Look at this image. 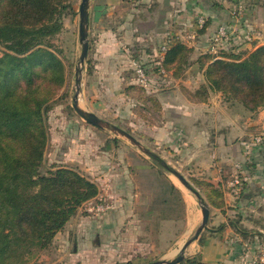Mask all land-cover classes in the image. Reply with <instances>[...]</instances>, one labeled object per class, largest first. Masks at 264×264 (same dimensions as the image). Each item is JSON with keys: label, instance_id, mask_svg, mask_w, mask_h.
I'll return each mask as SVG.
<instances>
[{"label": "rangeland", "instance_id": "1", "mask_svg": "<svg viewBox=\"0 0 264 264\" xmlns=\"http://www.w3.org/2000/svg\"><path fill=\"white\" fill-rule=\"evenodd\" d=\"M47 1L54 5L55 10L46 22L49 31L43 44L34 49L38 51V56L34 60L33 73L17 72L14 81L25 85L31 78H39L44 84L47 76L52 80L54 95L43 107L49 140L41 173L46 175L60 168L73 170L95 183L99 193L78 208L76 215L56 236L52 246L30 264H102L106 259L103 253L99 254V250L105 248L120 252L126 234L133 233L135 236L141 228L146 230L149 227L150 217L146 216L147 211L143 206L149 200L147 193L151 178L144 175L145 187L136 188L140 170H156L160 176L171 178L184 190L185 198L182 200L185 204H189L190 200L197 206L201 204L195 194L183 187L164 167L166 164L182 173L199 191L193 182L195 178L192 173L185 171L187 166L175 163V160L182 159L183 148L180 145L183 135H179L173 144L167 139H159L157 134L159 129H165L171 135L175 115L190 116L183 113L186 109L182 111L171 106L189 102L204 104L213 116L223 108L231 112L227 115L238 118L244 124L250 119L251 122L258 120L260 113H264L263 107L252 113L240 103L226 99L222 93L209 90L202 66L207 60H214V57L234 59L238 54L248 56L250 51L245 46L254 42L243 32H263L257 23L261 18L264 19V0H207L211 6H218L216 10L224 11L222 25L232 27L228 38L219 41L220 51L216 55L212 53L216 35L211 41L203 40L207 29L215 21L203 8L205 0H155L157 3L153 7L161 5L155 12L165 37L159 41L155 38L153 48L145 46L137 38L127 36V29L132 31L136 12L128 20L127 17H117L107 26L115 33L112 40L100 37L99 30H96L100 26L93 21L89 27V55L83 65L80 64L82 45L79 36L82 0ZM139 1L124 0L128 8H138ZM202 18L204 23L201 24L199 20ZM105 23L103 21L101 30L105 28ZM133 28L139 30L141 26L135 22ZM177 44H183L191 51L180 54V64L166 66V54ZM7 48L0 42V58L6 54L15 56ZM138 69H143L146 81L142 82ZM77 71L81 78L80 84L75 81L78 78ZM39 91L40 96L44 97L47 89L43 86ZM76 94L79 108L129 132L152 155L143 152L126 137L86 122L73 108ZM225 117L228 120V116ZM257 138H261L262 143H257ZM234 145L236 149L241 147V158L237 162L239 170L243 166H255V173H264V124L249 126L243 138L239 137ZM244 183L245 180L235 191L227 187L219 189L223 195L229 193L237 201L246 187ZM200 194L204 202L210 204L207 197ZM200 224L201 221L182 240L172 242L169 249L150 246L130 264L174 260L184 243L194 237ZM90 245L93 247L90 251L97 254L94 257H90ZM196 252L191 245L185 252L187 261L181 264H191L196 257L190 258Z\"/></svg>", "mask_w": 264, "mask_h": 264}, {"label": "trees", "instance_id": "2", "mask_svg": "<svg viewBox=\"0 0 264 264\" xmlns=\"http://www.w3.org/2000/svg\"><path fill=\"white\" fill-rule=\"evenodd\" d=\"M53 10L47 0H0V42L15 54L0 58V264H30L52 246L78 208L99 193L95 183L73 170L41 173L49 140L43 107L54 95L52 80L14 81L17 72L33 73L34 49L48 34L46 22ZM190 51L175 45L166 54V66L180 64V54ZM244 57H214L202 66L209 90L254 113L264 108V46ZM43 86L44 97L39 91ZM193 182L210 205L224 207L219 188Z\"/></svg>", "mask_w": 264, "mask_h": 264}, {"label": "crops", "instance_id": "3", "mask_svg": "<svg viewBox=\"0 0 264 264\" xmlns=\"http://www.w3.org/2000/svg\"><path fill=\"white\" fill-rule=\"evenodd\" d=\"M125 2L124 0H92L90 25L94 21V24L100 26L96 29L99 30V36L112 40L115 33L107 26H110L117 17L123 19L127 17L128 20L131 14L136 12L135 22L141 26V29H134L135 22L133 21L132 31L128 28L127 36L137 38L145 46L153 48L155 38L159 41L161 37H165L159 17H156L155 12V9L161 8V5L153 7L157 1L140 0L138 8H128ZM205 3L203 8L215 21L214 25L207 29L203 40L211 41L224 24L225 14L224 11L214 9L207 0ZM227 17L229 19V16ZM103 21H106L104 27L107 29L101 30ZM256 23L255 25L262 27L263 32L250 34L251 32L242 31L255 44L245 46V49H249V53L264 45V19L261 18ZM171 107L182 109V111L186 109L183 113L190 114L188 117L182 114L175 115L172 119L171 135H168L165 129H159L157 133L159 139L164 141L167 139L173 144L177 142L176 138L179 135H183L182 145H180L183 148L182 159L175 160V163L183 167L187 166L185 171L192 173V177L196 180L211 183L217 188L226 189V182L236 177L241 180L244 178V186H246L237 201L233 195L226 193L224 194V207L216 208L209 204L211 215L208 227L201 233L197 244H192V249L197 252L191 256L190 259L196 257L191 264H241L246 257L264 252V173H255L257 172L255 166H243L239 170L237 162H239L238 158H241V147L236 149L234 145L239 137L243 138L249 126L264 124L263 111L258 120L251 122L250 119L244 124L238 118L227 115L231 112L223 108L213 116L204 104L189 102V104L181 103ZM208 112L210 113L207 114ZM225 116H228V120ZM177 129L179 133L176 136ZM249 131L252 130L249 129ZM259 161L262 162L261 159ZM144 175L151 178L150 189L147 193L149 200L143 206V209L147 211L146 216L150 217L149 227L146 230L141 228L135 236L133 233L126 234L120 252L105 248L99 250V254L103 253L106 259L102 264H130L133 259L137 260L140 255L144 254L146 248L150 246L169 249L172 242L188 236L202 220L201 207L193 204L191 200L189 204H185L182 200L185 198L184 190L171 178L160 176L156 170H140L137 175L136 188L145 187ZM91 248L93 249L90 245V253H92ZM95 251L97 252V248ZM96 255L92 253L90 257ZM185 261H187V256Z\"/></svg>", "mask_w": 264, "mask_h": 264}, {"label": "water", "instance_id": "4", "mask_svg": "<svg viewBox=\"0 0 264 264\" xmlns=\"http://www.w3.org/2000/svg\"><path fill=\"white\" fill-rule=\"evenodd\" d=\"M91 2L92 0H82L80 4V25H79V36H80V43L82 45V51H81V56H80V64L83 65L89 55V27H90V7H91ZM78 78L75 80L78 84H80L81 78L79 75V71H77ZM79 103H78V94L75 95L74 98V106L73 108L75 111L89 124H92L95 127L101 128V129H108L111 130L112 132L119 134L121 136L126 137L128 140H130L135 146L143 150L148 155H152V153L149 150L144 149L142 144L129 132L125 131L124 129L110 125L108 122L103 121L100 119L96 114L92 112H88L83 110L82 108H79ZM155 157V155H154ZM157 157H155L156 159ZM164 167L170 171L183 185V187H186L188 190H190L192 193L195 194L197 199L200 201V206L202 210V220L201 224L197 228L195 235L193 238L190 240H187L186 243H184V246L180 250V254L177 258L174 260L168 261V260H159L147 264H181L182 262H185L186 255L185 252L186 250L196 241L199 240L201 233L207 229L208 223L210 220V215H211V209L208 203L204 202L200 192L193 187V185L187 180V178L180 173L177 170H174L170 168L168 165H164Z\"/></svg>", "mask_w": 264, "mask_h": 264}, {"label": "built area", "instance_id": "5", "mask_svg": "<svg viewBox=\"0 0 264 264\" xmlns=\"http://www.w3.org/2000/svg\"><path fill=\"white\" fill-rule=\"evenodd\" d=\"M199 21H200L201 24L204 23V19L203 18L200 19ZM231 28H232L231 26H224V25H222L219 28V30H218V32L216 34V37L213 40L215 42V46L212 48V53L214 55L218 54L219 51H220V48H218L219 41L223 40L224 38H228L229 29H231ZM164 50H167V47H164ZM138 73H139V76L142 79V82L147 80L145 72L143 71V69H138ZM256 141H257V143H262L263 140L261 138H257ZM241 185H242V180L240 178H238V177L226 182V187L229 188V189H232L234 191L239 189L241 187ZM241 264H264V252L254 254V255H252L250 257H246L242 261Z\"/></svg>", "mask_w": 264, "mask_h": 264}]
</instances>
